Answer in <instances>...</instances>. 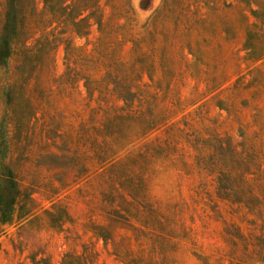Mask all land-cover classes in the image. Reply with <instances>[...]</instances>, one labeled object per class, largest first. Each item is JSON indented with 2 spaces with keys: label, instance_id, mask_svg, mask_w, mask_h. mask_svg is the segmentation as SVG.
<instances>
[{
  "label": "trees",
  "instance_id": "trees-1",
  "mask_svg": "<svg viewBox=\"0 0 264 264\" xmlns=\"http://www.w3.org/2000/svg\"><path fill=\"white\" fill-rule=\"evenodd\" d=\"M132 18L131 0H5L0 69L16 65L4 86L0 121V235L36 209L10 158L38 122L47 127L54 117L43 103L44 82L63 46L65 70L53 81L72 96L71 115H87L81 124L96 130L85 159L97 168L103 221H89L86 229L123 264H177L188 228L176 208L152 198L150 180L157 165L185 176L198 169L203 179L192 199L209 200L217 213L230 203L254 216L244 221L260 231L231 223L222 234L221 260L264 264V0H162L137 35ZM94 28L98 36L89 42ZM185 75L204 85L191 121L187 106L171 101L173 85ZM229 90L230 102L219 98ZM209 101L227 112L238 102L257 103L255 130L241 129L235 140L208 117ZM62 210L58 227L70 219ZM82 248L65 253L61 264H99L95 249ZM30 259L53 264L48 257Z\"/></svg>",
  "mask_w": 264,
  "mask_h": 264
},
{
  "label": "rangeland",
  "instance_id": "rangeland-1",
  "mask_svg": "<svg viewBox=\"0 0 264 264\" xmlns=\"http://www.w3.org/2000/svg\"><path fill=\"white\" fill-rule=\"evenodd\" d=\"M161 3L162 0H131L133 18L130 27L134 35L144 30ZM4 8L5 0H0V24L4 19ZM105 10L108 17L109 10L106 7ZM97 36L98 31L94 28L89 42H93ZM86 42V39L76 40L78 45ZM241 42L242 37L235 42L234 48H240ZM88 47L91 48L92 45L89 44ZM64 57V48L59 46L55 52V67L51 79L44 82L46 99H43V103L54 117H50L47 127L38 122L33 136L28 140L23 137L20 141L23 146H19L18 142V147L16 146L10 158L18 178L32 194L36 209L33 216L6 226L4 233L0 235V264H33L31 255L37 258L48 257L53 264H61L65 253L73 250L81 252L83 244L97 251L99 264H123L111 253L110 247L103 240L95 238L85 226L89 221H103L98 212L100 200L96 194L95 182L97 168L88 166L85 159V150L87 147L91 150L96 130L81 124L87 115H71L75 106L72 96H64L65 93L53 81L65 70ZM15 65L14 61L9 69H0V121L6 108L4 86L12 80ZM203 91L204 85L201 82L185 75L173 85L171 101L180 99L192 114L188 118L191 121L196 118L198 107L191 105L202 98ZM231 97L229 90L219 98L229 101ZM206 105L207 109H204L207 110L208 117L221 124L235 140L241 139V129L248 133L255 130L253 120L257 103L242 105L238 102L231 112L220 109L211 101ZM15 143L16 141L13 142ZM156 170L150 180L152 198L176 208L184 218L181 223L185 222L188 228L185 238L179 241L177 264H205L208 258L211 264H228V261L221 260V250L226 247L222 234L225 229L229 230L231 223H241L255 217L244 214L230 203L221 204L222 212L217 213L213 211L209 200L195 202L192 195H195V190L200 187L203 179L198 169L189 176L181 174L174 167L157 165ZM186 202L191 209L185 208ZM63 208L68 209L70 219L62 227H58L55 222L63 213ZM244 224L249 231L260 233L255 226H249L246 221Z\"/></svg>",
  "mask_w": 264,
  "mask_h": 264
}]
</instances>
